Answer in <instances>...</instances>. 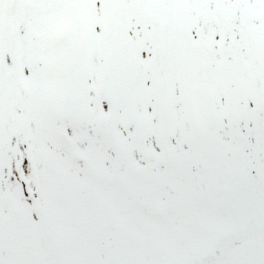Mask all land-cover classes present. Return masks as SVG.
Listing matches in <instances>:
<instances>
[{"label":"snow or ice","instance_id":"obj_1","mask_svg":"<svg viewBox=\"0 0 264 264\" xmlns=\"http://www.w3.org/2000/svg\"><path fill=\"white\" fill-rule=\"evenodd\" d=\"M0 264H264V0H0Z\"/></svg>","mask_w":264,"mask_h":264}]
</instances>
